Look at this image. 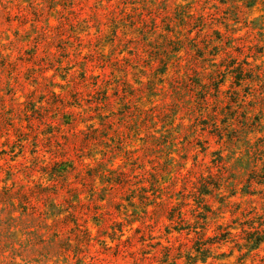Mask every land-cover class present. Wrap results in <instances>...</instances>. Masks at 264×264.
Instances as JSON below:
<instances>
[{
    "label": "rangeland",
    "instance_id": "1",
    "mask_svg": "<svg viewBox=\"0 0 264 264\" xmlns=\"http://www.w3.org/2000/svg\"><path fill=\"white\" fill-rule=\"evenodd\" d=\"M263 167L264 0H0V264H264Z\"/></svg>",
    "mask_w": 264,
    "mask_h": 264
},
{
    "label": "trees",
    "instance_id": "2",
    "mask_svg": "<svg viewBox=\"0 0 264 264\" xmlns=\"http://www.w3.org/2000/svg\"><path fill=\"white\" fill-rule=\"evenodd\" d=\"M260 178H261V183L264 184V167H263V172H262ZM208 194H210L209 191H204L202 193V196L208 195ZM256 233L258 235H256ZM253 235H256V236L252 237V238L250 237L249 238L250 241H248L249 243L253 242V244L248 245V246H250L249 247L250 249H257L262 243H264V231H263V235L262 236L261 235L259 236V231H256Z\"/></svg>",
    "mask_w": 264,
    "mask_h": 264
}]
</instances>
